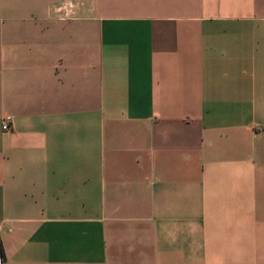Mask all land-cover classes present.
I'll list each match as a JSON object with an SVG mask.
<instances>
[{"label":"crops","instance_id":"0c3cea01","mask_svg":"<svg viewBox=\"0 0 264 264\" xmlns=\"http://www.w3.org/2000/svg\"><path fill=\"white\" fill-rule=\"evenodd\" d=\"M0 257L264 264V0H0Z\"/></svg>","mask_w":264,"mask_h":264},{"label":"rangeland","instance_id":"374dc122","mask_svg":"<svg viewBox=\"0 0 264 264\" xmlns=\"http://www.w3.org/2000/svg\"><path fill=\"white\" fill-rule=\"evenodd\" d=\"M216 236V235H214ZM231 244V245H229ZM241 242L239 241H232L231 243H229L228 241L227 242H224V241H221V240H215V241H211L209 243H206L204 246H206L208 249V252L210 253H223V252H229L231 250V246L236 250V247H239L241 246ZM228 247V249H227ZM225 248V249H223ZM231 251H234L233 249ZM237 251V250H236Z\"/></svg>","mask_w":264,"mask_h":264},{"label":"built area","instance_id":"2783aa9c","mask_svg":"<svg viewBox=\"0 0 264 264\" xmlns=\"http://www.w3.org/2000/svg\"><path fill=\"white\" fill-rule=\"evenodd\" d=\"M2 129L5 130V131L10 130L9 123L4 122V123L2 124ZM3 260H4L3 257H0V264H3Z\"/></svg>","mask_w":264,"mask_h":264},{"label":"trees","instance_id":"16d2710c","mask_svg":"<svg viewBox=\"0 0 264 264\" xmlns=\"http://www.w3.org/2000/svg\"><path fill=\"white\" fill-rule=\"evenodd\" d=\"M3 255V253H2V250H1V256Z\"/></svg>","mask_w":264,"mask_h":264}]
</instances>
